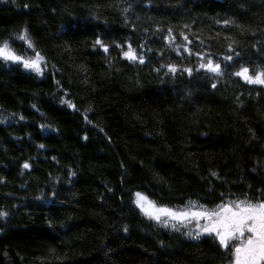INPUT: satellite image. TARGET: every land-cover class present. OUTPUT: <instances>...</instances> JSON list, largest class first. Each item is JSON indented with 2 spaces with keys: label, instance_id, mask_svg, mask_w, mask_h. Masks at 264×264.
<instances>
[{
  "label": "trees",
  "instance_id": "16d2710c",
  "mask_svg": "<svg viewBox=\"0 0 264 264\" xmlns=\"http://www.w3.org/2000/svg\"><path fill=\"white\" fill-rule=\"evenodd\" d=\"M25 27L34 50L11 47L43 74L0 61V264H227L213 236L133 201L214 208L264 189V86L231 75L264 68V0H0V43ZM196 53L232 66L196 71Z\"/></svg>",
  "mask_w": 264,
  "mask_h": 264
},
{
  "label": "snow or ice",
  "instance_id": "6c2138e0",
  "mask_svg": "<svg viewBox=\"0 0 264 264\" xmlns=\"http://www.w3.org/2000/svg\"><path fill=\"white\" fill-rule=\"evenodd\" d=\"M27 7V5H25ZM126 12L127 9H124ZM223 23L227 26L231 21L225 19ZM187 27V26H186ZM169 42L175 41V37L172 36V29L169 30ZM183 35V34H182ZM184 39L187 41L188 37L185 35ZM24 41L28 44V47L33 48L31 40L28 36V29L25 27L19 33H13L9 40H4L0 43V61L5 63H22L24 68L31 69L37 74L42 75L43 69L41 68V62L44 61V57L36 52L33 58H24L21 54L15 51L11 47L10 42ZM191 43V41H188ZM96 45H99L105 52L108 51V46L105 45L101 39L97 38ZM121 47L120 45H116ZM179 47V46H177ZM231 51V45H229ZM191 54V50L185 49ZM123 56L130 62L144 63V56L137 55V50L128 44L127 50L123 51ZM196 55L201 57V63L196 71L201 69L207 73L213 74L214 77H221L225 75V71L230 64H225V68H221V63L214 61L211 55L206 58L201 56L200 53ZM239 56V53H235ZM224 60L232 61L233 56L228 55ZM161 67H164L162 65ZM168 71L173 75L178 71L174 65H168ZM183 72H187L192 75V68H184ZM236 77L241 78L245 83L249 85L264 86V68L257 66L250 72V67L244 64L239 66V69L231 73ZM213 87L216 85L213 84ZM62 103H68L70 107H75L70 101H62ZM20 119H24L23 116ZM43 147V145H41ZM24 168H29V164L26 162L23 165ZM213 175H216L213 173ZM133 203L139 208L141 213L147 218L154 220L162 227H171L173 230L179 232L181 228H186L188 231L184 235L199 240L201 236L208 235L213 236L218 241L219 247L224 249L227 253V264H264V189L257 190L255 197H249L245 195L243 200L229 201L221 203L213 209H209L206 206L201 205L200 210H174L165 205H157V202L151 200L146 194L142 192H136ZM224 194L221 193V196ZM190 204H196V202L189 201ZM8 215L5 211H0V218ZM204 221V223H201ZM195 222V228H189V225ZM125 226L124 231H127Z\"/></svg>",
  "mask_w": 264,
  "mask_h": 264
},
{
  "label": "rangeland",
  "instance_id": "374dc122",
  "mask_svg": "<svg viewBox=\"0 0 264 264\" xmlns=\"http://www.w3.org/2000/svg\"><path fill=\"white\" fill-rule=\"evenodd\" d=\"M24 58H27V57H24ZM19 64L22 66V68H24V66H23L22 63H19ZM41 68L43 69L42 63H41ZM24 69H26V68H24ZM26 70L29 71L31 69H26ZM31 71H33V70H31ZM134 199H135V195H134ZM157 205L159 206V204H157ZM168 207L173 208L174 210H192V211H198V210H200V207H195V206H182V207H172V206H168ZM209 209H213V208H209ZM201 223H204V221H201ZM189 226H190L191 229H194L195 228V222H193V224H191Z\"/></svg>",
  "mask_w": 264,
  "mask_h": 264
}]
</instances>
